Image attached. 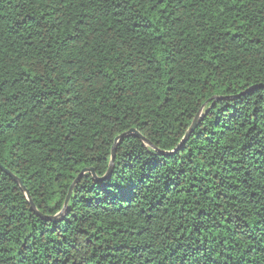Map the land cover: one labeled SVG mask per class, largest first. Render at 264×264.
I'll return each mask as SVG.
<instances>
[{"label": "trees", "instance_id": "obj_1", "mask_svg": "<svg viewBox=\"0 0 264 264\" xmlns=\"http://www.w3.org/2000/svg\"><path fill=\"white\" fill-rule=\"evenodd\" d=\"M0 164V264H264V0H0Z\"/></svg>", "mask_w": 264, "mask_h": 264}, {"label": "snow or ice", "instance_id": "obj_2", "mask_svg": "<svg viewBox=\"0 0 264 264\" xmlns=\"http://www.w3.org/2000/svg\"><path fill=\"white\" fill-rule=\"evenodd\" d=\"M241 2L243 3V0H241ZM232 209L236 210L233 211ZM219 212V220L214 221V223L223 225L225 234L223 235V238H220V235L217 234V239L213 244L205 248V252L208 256H213L214 254L215 259L213 260V264H216V260H224V253L226 251L231 254V252L237 250V236H240L241 240H243L250 234V230L245 228L244 215H248L247 212H245L244 215H241V210L235 204H232L231 206L224 204V206L219 209ZM228 217H230V219H227ZM225 220H227L226 224L224 223ZM261 223H264V218H262ZM232 229H235L236 231L233 232Z\"/></svg>", "mask_w": 264, "mask_h": 264}, {"label": "water", "instance_id": "obj_3", "mask_svg": "<svg viewBox=\"0 0 264 264\" xmlns=\"http://www.w3.org/2000/svg\"><path fill=\"white\" fill-rule=\"evenodd\" d=\"M196 120H197V117L196 119L194 120L193 124L191 125L190 127V130L188 132L191 133L194 128H195V125H196ZM131 133H135L137 136H139L144 142H146L148 145L152 146V144L144 137L142 136L137 130L135 129H131L125 133H122L121 135L117 136L116 139H115V144H114V147H113V150H112V160H111V166L109 168V171L108 173H110L112 170H113V162H114V159H115V154H116V146L117 144L119 143L120 140H122L125 136L131 134ZM153 147V146H152ZM0 168L5 171L7 174H9L20 186L21 188L23 189V191L26 193L29 201H30V204L32 206V208L34 209V211H36V213L40 216H42V214L40 212H38L36 210V207L34 205V202L28 192V190L26 189L25 185L23 184L22 180L20 178H18L15 174H13L10 170L4 168L1 164H0ZM88 171H91L94 175H95V171L93 169H83L81 171V173L78 175V177L75 179L74 183L72 184L71 188H70V191H69V194H68V198L70 197L71 193H72V190L74 188V186L76 185V183L79 181V179L81 178V176L85 173V172H88Z\"/></svg>", "mask_w": 264, "mask_h": 264}]
</instances>
